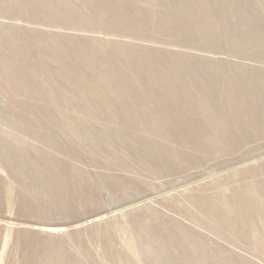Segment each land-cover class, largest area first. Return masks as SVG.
Segmentation results:
<instances>
[{
  "label": "rangeland",
  "instance_id": "1",
  "mask_svg": "<svg viewBox=\"0 0 264 264\" xmlns=\"http://www.w3.org/2000/svg\"><path fill=\"white\" fill-rule=\"evenodd\" d=\"M2 2L0 264H264V0Z\"/></svg>",
  "mask_w": 264,
  "mask_h": 264
},
{
  "label": "trees",
  "instance_id": "2",
  "mask_svg": "<svg viewBox=\"0 0 264 264\" xmlns=\"http://www.w3.org/2000/svg\"><path fill=\"white\" fill-rule=\"evenodd\" d=\"M0 2H2V0H0ZM3 3V6H1V4ZM2 3H0V7H3V8H5V9H8V7H5V5H7V3L6 2H2ZM10 6V5H9ZM3 54V58L6 56V54H5V52L4 53H2Z\"/></svg>",
  "mask_w": 264,
  "mask_h": 264
}]
</instances>
